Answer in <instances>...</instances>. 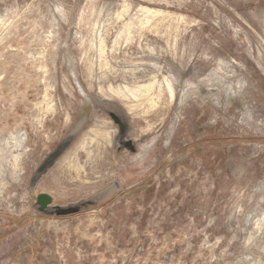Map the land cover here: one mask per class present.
Masks as SVG:
<instances>
[{
  "label": "rangeland",
  "instance_id": "rangeland-1",
  "mask_svg": "<svg viewBox=\"0 0 264 264\" xmlns=\"http://www.w3.org/2000/svg\"><path fill=\"white\" fill-rule=\"evenodd\" d=\"M0 264H264V0H0Z\"/></svg>",
  "mask_w": 264,
  "mask_h": 264
},
{
  "label": "water",
  "instance_id": "water-1",
  "mask_svg": "<svg viewBox=\"0 0 264 264\" xmlns=\"http://www.w3.org/2000/svg\"><path fill=\"white\" fill-rule=\"evenodd\" d=\"M118 122V120H116ZM128 147H132L131 143H127ZM63 148H61V151L56 152L53 156L49 158V160L46 162L44 167L49 166L53 161L60 155L62 152ZM44 167L42 169H44ZM53 203L52 198L47 195V194H41L37 197V208L40 213L45 214L48 212L51 208V205ZM74 210H69V211H61L60 214H67V213H74Z\"/></svg>",
  "mask_w": 264,
  "mask_h": 264
},
{
  "label": "bare ground",
  "instance_id": "bare-ground-1",
  "mask_svg": "<svg viewBox=\"0 0 264 264\" xmlns=\"http://www.w3.org/2000/svg\"><path fill=\"white\" fill-rule=\"evenodd\" d=\"M150 86V85H149ZM140 90V89H139ZM136 91V90H135ZM145 92V91H144ZM160 92V91H159ZM147 93V92H146ZM123 94V93H122ZM144 95V94H143ZM147 96V95H146ZM143 97V96H142ZM150 97V96H149ZM151 103V102H150ZM151 107V106H150ZM101 133H103V132H101ZM98 134V133H97ZM100 134V133H99ZM73 163V162H72Z\"/></svg>",
  "mask_w": 264,
  "mask_h": 264
}]
</instances>
